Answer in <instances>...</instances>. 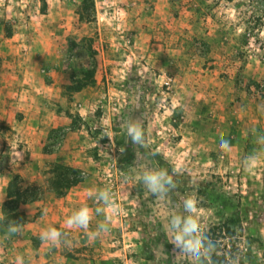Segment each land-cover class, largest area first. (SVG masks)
Here are the masks:
<instances>
[{"label":"rangeland","instance_id":"rangeland-1","mask_svg":"<svg viewBox=\"0 0 264 264\" xmlns=\"http://www.w3.org/2000/svg\"><path fill=\"white\" fill-rule=\"evenodd\" d=\"M7 37L17 45L13 67H65L71 88H97L87 119L71 115L79 135L74 145L82 152L76 167L55 164L48 190L25 187L13 176V197L4 206L5 223L14 225L25 221L22 203L39 197L44 207L79 192L93 209L87 230L59 227L65 235L46 264H211L201 236L225 223L237 238L230 263L264 264V154L248 153L250 142L264 147V0H0V44ZM2 67L1 60L4 104L9 92ZM166 77L174 79L170 89L163 85ZM9 108L22 115L15 104ZM215 115L240 122L230 132L248 136L238 151L210 149V141L199 152L191 144L193 117L211 122ZM122 121L141 123L140 145L132 143ZM9 131L16 133L5 120L0 136ZM10 150L2 149L0 168ZM144 169L166 171L172 181L165 185L167 218L157 215V197L146 196L135 178ZM105 189L119 211L106 209L112 221L98 233L105 213L95 209L105 208L98 195ZM189 198L191 210L185 208ZM36 210L37 216L44 212ZM173 216L181 227L185 219L195 223L197 231L185 239L200 241L198 258L173 243ZM29 241L42 242L35 235L14 242L0 238V264H26L20 251Z\"/></svg>","mask_w":264,"mask_h":264},{"label":"crops","instance_id":"crops-1","mask_svg":"<svg viewBox=\"0 0 264 264\" xmlns=\"http://www.w3.org/2000/svg\"><path fill=\"white\" fill-rule=\"evenodd\" d=\"M16 49L13 37H7L0 44L2 73L8 76L4 88L5 92H9L4 104L0 102V124L9 120L12 129L16 130L15 134L9 131L6 136H0V153L2 149H11L9 154L12 155L6 165L0 168V238L4 242L29 239L33 235L40 236L46 228L59 229L66 225L69 212L74 213L84 207L82 199L79 200L81 198L79 192H69L46 203L44 207L45 198L39 197L37 200L22 203L21 212L26 214L24 223L19 225L5 223L8 218L4 206L11 199L8 189L13 176H19L21 184L25 187L35 186L48 190L51 185V169L55 164L76 167V159L82 152L78 145H74L78 143L73 139H79V135L76 133L78 129L71 115L78 114L86 120V114L94 105L95 100H91L93 92L97 89L92 87V83L77 89L71 88L72 74L65 67L51 66L40 69H27L17 65L13 67V61L17 60ZM11 77L13 81H10ZM13 104L22 109L18 111L21 116L16 117L12 110L14 106L12 109L9 108ZM193 119L195 121L189 124L195 126L196 135L190 139L193 141H191L193 147L198 148L199 152H206L210 141H213L210 149L216 147L222 149L220 142L223 139L230 141L228 150L232 153L238 151L241 146L239 141L245 142L248 138L234 135V132L230 133L234 126L240 129L241 125L237 120L221 119L218 115L211 118V122H206L205 119L198 120L196 116ZM250 123L253 124L254 120ZM60 132L67 133L68 137L65 135L64 140L58 141L55 135ZM205 132L211 137L206 138ZM251 143L248 144L249 154L254 156L264 154V147L257 144L252 146ZM225 153L227 155L229 152L226 150ZM39 207L44 212L37 216L36 209ZM13 228L16 229L15 232L12 231ZM52 249L53 246L49 243L40 242L38 245H32L29 241V244L21 249L20 257L27 260L26 264H46L50 252L54 251ZM23 254H26V258L22 257Z\"/></svg>","mask_w":264,"mask_h":264},{"label":"clouds","instance_id":"clouds-1","mask_svg":"<svg viewBox=\"0 0 264 264\" xmlns=\"http://www.w3.org/2000/svg\"><path fill=\"white\" fill-rule=\"evenodd\" d=\"M134 103H136L138 106V101H134ZM121 127L126 129L127 136L131 139L134 145H140L142 143L145 132L139 121L136 123L122 121ZM220 147L222 149H227L230 147V145L228 141L222 139L220 142ZM251 167H255L254 161ZM135 178L145 185L146 196L155 195L157 197V206L154 209L157 215L167 218L170 213L163 203L167 191L165 185L171 184L172 181L168 177L166 171H150L147 169L136 170ZM98 195L100 201L105 205V208H97L95 209V213L104 212L105 222L97 226V232H107L109 230V224L112 221V217L106 212V209L110 208L112 213L115 214L119 211V208L116 206V202L111 198L110 193L106 189L101 190ZM193 207H195L193 200L191 198L187 199L185 201V208L187 210H191ZM93 215V209L89 208L88 206L81 207L67 219L66 224L68 225V229L81 228L87 230L93 219ZM12 231L15 232L16 229L13 228ZM169 231L172 234L173 243H175L177 247L183 245L185 250L190 251L194 257L198 258L200 241L195 238L185 239V237H192V234L197 231V227L193 221L185 219L183 221V227H181V221L177 217L173 216L169 223ZM64 235V232L51 227L44 229L40 233L39 238L44 243H49L51 246H57L58 244H61V238ZM64 244L67 246L66 242Z\"/></svg>","mask_w":264,"mask_h":264},{"label":"trees","instance_id":"trees-1","mask_svg":"<svg viewBox=\"0 0 264 264\" xmlns=\"http://www.w3.org/2000/svg\"><path fill=\"white\" fill-rule=\"evenodd\" d=\"M81 19H85L83 14H81ZM0 67H1V56H0ZM17 178H19V176H17ZM220 181L223 180L220 178ZM15 184L16 183L12 181L8 189L9 198L11 199L13 197L12 187ZM211 185H212L211 181L206 182L207 187H210ZM236 243H237L236 232L235 230L232 229L230 225H228V223L222 225L219 224L212 225L209 227V229L206 232H203L201 236V244L204 250L206 251L207 258L211 264H231L228 259H229V255L235 250ZM216 247L221 248L219 254H216L215 252Z\"/></svg>","mask_w":264,"mask_h":264},{"label":"built area","instance_id":"built-area-1","mask_svg":"<svg viewBox=\"0 0 264 264\" xmlns=\"http://www.w3.org/2000/svg\"><path fill=\"white\" fill-rule=\"evenodd\" d=\"M174 83V79L172 77H166L165 80H164V86L167 88V89H170L171 86L173 85Z\"/></svg>","mask_w":264,"mask_h":264}]
</instances>
